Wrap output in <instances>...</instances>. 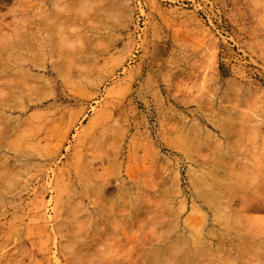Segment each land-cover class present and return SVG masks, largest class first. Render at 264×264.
<instances>
[{
    "label": "rangeland",
    "instance_id": "374dc122",
    "mask_svg": "<svg viewBox=\"0 0 264 264\" xmlns=\"http://www.w3.org/2000/svg\"><path fill=\"white\" fill-rule=\"evenodd\" d=\"M0 264H264V0H0Z\"/></svg>",
    "mask_w": 264,
    "mask_h": 264
}]
</instances>
